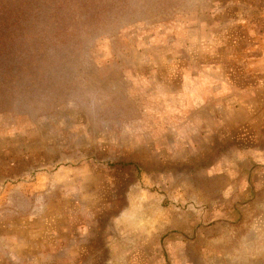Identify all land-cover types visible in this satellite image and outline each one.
Returning a JSON list of instances; mask_svg holds the SVG:
<instances>
[{
  "label": "rangeland",
  "instance_id": "374dc122",
  "mask_svg": "<svg viewBox=\"0 0 264 264\" xmlns=\"http://www.w3.org/2000/svg\"><path fill=\"white\" fill-rule=\"evenodd\" d=\"M263 254L264 0H0V264Z\"/></svg>",
  "mask_w": 264,
  "mask_h": 264
},
{
  "label": "crops",
  "instance_id": "0c3cea01",
  "mask_svg": "<svg viewBox=\"0 0 264 264\" xmlns=\"http://www.w3.org/2000/svg\"><path fill=\"white\" fill-rule=\"evenodd\" d=\"M249 237H251V236H249ZM247 238H248V237H247ZM244 255L247 256L248 253H245ZM263 255H264V254H263ZM233 257L236 258V256H233ZM250 263H251V262H250ZM221 264H222V263H221ZM231 264H238V263H237V260H232ZM245 264H248V261H247V260H245ZM251 264H253V263H251ZM261 264H264V259H263V262H262Z\"/></svg>",
  "mask_w": 264,
  "mask_h": 264
}]
</instances>
